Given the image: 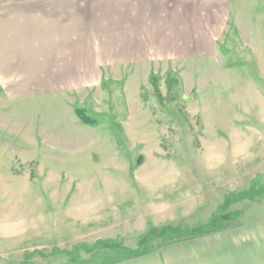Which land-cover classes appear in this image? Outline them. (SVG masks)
<instances>
[{
    "label": "rangeland",
    "instance_id": "rangeland-1",
    "mask_svg": "<svg viewBox=\"0 0 264 264\" xmlns=\"http://www.w3.org/2000/svg\"><path fill=\"white\" fill-rule=\"evenodd\" d=\"M223 15L212 56L0 93V264H114L177 241L215 242L206 264H264V0Z\"/></svg>",
    "mask_w": 264,
    "mask_h": 264
},
{
    "label": "crops",
    "instance_id": "crops-1",
    "mask_svg": "<svg viewBox=\"0 0 264 264\" xmlns=\"http://www.w3.org/2000/svg\"><path fill=\"white\" fill-rule=\"evenodd\" d=\"M226 8L228 0H0V93L57 97L95 88L120 67L212 56ZM190 243L114 264H206L215 242L205 252ZM216 245L228 254L230 241Z\"/></svg>",
    "mask_w": 264,
    "mask_h": 264
},
{
    "label": "trees",
    "instance_id": "trees-1",
    "mask_svg": "<svg viewBox=\"0 0 264 264\" xmlns=\"http://www.w3.org/2000/svg\"><path fill=\"white\" fill-rule=\"evenodd\" d=\"M78 116L80 117V119L85 123V124H89V125H93L94 121H92L88 116H86V114L81 110L78 109L77 110ZM228 218V217H227ZM216 223V222H215Z\"/></svg>",
    "mask_w": 264,
    "mask_h": 264
}]
</instances>
